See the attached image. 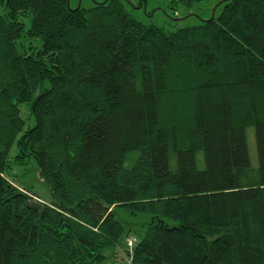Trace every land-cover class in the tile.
Listing matches in <instances>:
<instances>
[{
    "label": "trees",
    "instance_id": "16d2710c",
    "mask_svg": "<svg viewBox=\"0 0 264 264\" xmlns=\"http://www.w3.org/2000/svg\"><path fill=\"white\" fill-rule=\"evenodd\" d=\"M0 4V264H103L114 207L151 216L131 264H264V0L173 31L121 0ZM13 146L49 202L5 178Z\"/></svg>",
    "mask_w": 264,
    "mask_h": 264
},
{
    "label": "rangeland",
    "instance_id": "374dc122",
    "mask_svg": "<svg viewBox=\"0 0 264 264\" xmlns=\"http://www.w3.org/2000/svg\"><path fill=\"white\" fill-rule=\"evenodd\" d=\"M104 0H68L70 9L78 6L82 8L92 7L96 3ZM125 8L140 22L144 24H155L166 30L173 31L176 28H184L187 26L197 25L203 20H207L212 15H218L219 8L222 6L223 0H203L196 2L191 7H185L181 4L171 5L170 0H121ZM221 5V6H220ZM2 7L0 4V11ZM25 27L28 26V18L23 16L20 18ZM39 42L31 39H20V48L24 50L29 46L37 48ZM20 114L25 120V128L34 125L35 121L32 117L28 106H20ZM247 139L251 160L255 161V146L252 130L248 129ZM16 154L15 147H12L8 168L4 176L21 192L31 197V203L39 204L40 202H49L51 194L47 185L40 179L37 172V166L33 159L27 158L23 164L15 162L13 156ZM114 216L123 227V234L117 241L116 246L104 250L103 264H131L132 245L128 240H132L135 244L136 240L141 239L144 235L147 224L150 221V214L145 212H137L131 214L128 210L121 207L113 208ZM135 240V241H134Z\"/></svg>",
    "mask_w": 264,
    "mask_h": 264
},
{
    "label": "built area",
    "instance_id": "2783aa9c",
    "mask_svg": "<svg viewBox=\"0 0 264 264\" xmlns=\"http://www.w3.org/2000/svg\"><path fill=\"white\" fill-rule=\"evenodd\" d=\"M129 241V244H132V240H128Z\"/></svg>",
    "mask_w": 264,
    "mask_h": 264
},
{
    "label": "water",
    "instance_id": "95a60500",
    "mask_svg": "<svg viewBox=\"0 0 264 264\" xmlns=\"http://www.w3.org/2000/svg\"><path fill=\"white\" fill-rule=\"evenodd\" d=\"M78 7H79V6H78ZM211 17H213V15H212Z\"/></svg>",
    "mask_w": 264,
    "mask_h": 264
}]
</instances>
